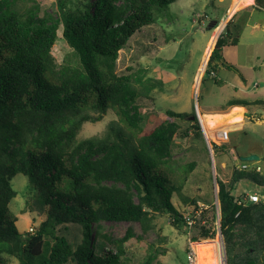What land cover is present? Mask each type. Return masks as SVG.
<instances>
[{"label": "trees", "instance_id": "trees-1", "mask_svg": "<svg viewBox=\"0 0 264 264\" xmlns=\"http://www.w3.org/2000/svg\"><path fill=\"white\" fill-rule=\"evenodd\" d=\"M175 1L94 0L88 12L59 0L55 17H39L37 4L22 13L14 0H0V257L19 264H129L125 243L132 232L113 239L93 232V225L137 223L146 233L155 216L165 214L173 227L189 232L201 261V240L215 237L211 209L188 229L171 201L181 186L169 166L176 138H202L198 118L194 111L167 110L145 131L140 101L152 100L161 83L143 68L115 70L128 41ZM254 8L264 12V0H254ZM230 23L216 37L202 82L218 67L239 73L222 62V49L237 43ZM59 30L72 51L61 64L52 55ZM236 104L245 106L236 100L227 106ZM108 110L130 136L111 126L102 137L76 139L84 123L101 121ZM16 174L27 178L43 216L33 232L20 233L9 208ZM216 180L226 264H264V202L243 203L232 195L242 180L264 188V176L234 170L228 182ZM99 239L110 248L97 251Z\"/></svg>", "mask_w": 264, "mask_h": 264}, {"label": "rangeland", "instance_id": "rangeland-1", "mask_svg": "<svg viewBox=\"0 0 264 264\" xmlns=\"http://www.w3.org/2000/svg\"><path fill=\"white\" fill-rule=\"evenodd\" d=\"M14 1L15 8H19L22 13L37 4L39 17L57 15L59 0ZM92 1L63 0L67 9L82 6V9L88 12L91 11ZM245 1L176 0L167 8L155 11L156 22L143 28L128 41L126 47L119 52L115 66L118 74L123 73L127 67H132L133 70L143 68L146 70V77L161 83V89L156 88L150 93L152 100L140 101L143 113L142 127L145 131L162 122L164 118L161 113L167 110L188 114L194 111L198 118L202 138H176L169 158V166L174 172L173 183L181 186L179 192L173 194L171 198L176 209L182 215L187 214L194 205H203L211 209L208 221L215 237L201 240L198 247L201 261L198 260V264H219L220 261L222 264L225 261L226 264L224 242L222 238V247L219 229L216 179L228 182L233 171L239 170L238 167L244 164L247 168L242 171L256 172L255 167L259 166L260 171L257 173L264 176V32L259 27L241 29L246 14L240 16L238 20L233 19L234 21L230 23L232 37H237V43L228 44L222 49V59L233 65L239 73L220 67L214 80L208 77L202 82L203 66L205 68L207 66L214 46L212 43L222 30V22L235 13L239 2L246 3ZM238 9L242 11L241 8ZM52 55L57 64H61L67 56L72 59V51L61 37L60 30L52 48ZM204 56L206 63L201 65ZM197 73L198 82L195 85L194 76ZM240 81L243 87L238 85ZM202 87L206 89L203 96ZM240 87L244 90L241 91ZM228 99L243 100L251 104L244 108L242 126L230 131L226 143H220L216 134L226 126L209 132L202 115L207 112L206 108L225 106ZM153 112L158 115H152ZM111 126L121 130L124 136H130L118 122L115 114L108 110L101 121L84 123L76 139L102 137ZM180 126L184 130L188 126V121L181 122ZM208 132L213 135L211 139ZM249 155L258 156L259 160L239 161L240 157ZM190 165H193L192 169L185 173ZM10 184L17 193L9 204L11 213L17 218L16 228L20 233L33 232L43 218L34 206L35 191L22 174L14 175ZM254 194L259 196V202H264V188L248 180L239 181L232 190V195L241 199ZM191 201H195V204ZM246 203L249 204L248 201ZM129 230L133 234L125 243L130 258L129 264H189L190 253L194 254L196 264L194 242L189 241V232L173 227L165 214L156 215L153 229L146 233L142 232L137 223L102 222L93 225V232H100L113 239L122 238ZM95 246L97 251L110 248L101 239L96 241ZM0 264L19 262L15 258L3 255L0 257Z\"/></svg>", "mask_w": 264, "mask_h": 264}, {"label": "crops", "instance_id": "crops-1", "mask_svg": "<svg viewBox=\"0 0 264 264\" xmlns=\"http://www.w3.org/2000/svg\"><path fill=\"white\" fill-rule=\"evenodd\" d=\"M246 3H242V2H239L235 8V13H233V19L234 20H238L240 18V16H244V14H246V20L244 22V24L242 25V28L241 29H247V28H258L262 30V32H264V12L263 11H260V10H257L254 8V0H246L245 1ZM238 8H241L242 11H239ZM245 12V13H244ZM259 13L261 14V16H259ZM233 20V21H234ZM235 26V24L233 25ZM240 29V30H241ZM238 40V39H237ZM215 42V41H214ZM213 42V44H214ZM212 44V45H213ZM212 45L211 47L209 48V51L211 50L212 48ZM190 50V48H188V51ZM226 62V61H225ZM201 65L202 63L204 64L205 63V56L203 57V59L201 60ZM227 63V62H226ZM200 67H198L199 69ZM219 68L217 69V74H216V77L218 75V72H219ZM197 69V70H198ZM197 72V71H196ZM199 72V71H198ZM198 76V73L197 75L195 74L194 78H195V85L197 84L198 81H196V78ZM200 77V76H199ZM244 81L243 78H241ZM199 80V79H198ZM239 86L243 87L242 85V82L240 81L238 83ZM240 87V88H241ZM244 89L241 88V91H243ZM201 96L204 95V93H206V89L204 87H202L201 89ZM229 101H232V99H228L227 100V103ZM236 101H241L242 103H245V106L243 104H236V105H232V106H227V104L225 106H222V107H212V108H206V113L202 115V117H205V116H210V115H214V114H227L225 111H231V109L233 108H242L243 109V112H244V108L246 109V107H248V105H250L251 103H247V102H244L243 100H236ZM225 112V113H224ZM186 113V112H185ZM229 113V112H228ZM229 126V127H227ZM241 126H242V123H241ZM226 128H228L230 131L231 130H235L233 128L232 125H226ZM219 262V261H218ZM219 264H222V262L220 261Z\"/></svg>", "mask_w": 264, "mask_h": 264}, {"label": "built area", "instance_id": "built-area-1", "mask_svg": "<svg viewBox=\"0 0 264 264\" xmlns=\"http://www.w3.org/2000/svg\"><path fill=\"white\" fill-rule=\"evenodd\" d=\"M232 16L233 15H231L230 17H228L227 18L228 20L226 19V20H224L222 22V27H221L222 30H223L224 26L227 24V22H230V21L233 20V17ZM205 70H206V68L203 67L204 74H205ZM210 77H216V74L213 73V72H211L210 73ZM254 87H256V85H254ZM229 133H230V130L229 129H220L217 132V134H216L217 140L220 143H226L229 140ZM246 168H247V165H245V164L244 165H241L240 167H238L239 170H244ZM255 171L256 172H259L260 171V167L259 166L255 167ZM246 201H248L249 203L258 202L259 201V196L256 195V194H254V195H251V196H246L244 199L241 200V202H243V203H246ZM197 206H198L197 209H195L193 207L187 214L183 215V219H184V221H185L188 229H190L194 225V223H195V221H194L195 217L198 216V214L203 209H207L203 205H197ZM188 261H189V264H195V257H194V254L193 253H190L189 254Z\"/></svg>", "mask_w": 264, "mask_h": 264}, {"label": "bare ground", "instance_id": "bare-ground-1", "mask_svg": "<svg viewBox=\"0 0 264 264\" xmlns=\"http://www.w3.org/2000/svg\"><path fill=\"white\" fill-rule=\"evenodd\" d=\"M204 67V66H203ZM203 72V70H202ZM204 116V115H203ZM204 124L209 132L215 128H219L226 125H232L234 129H239L241 127L242 118H243V109L242 108H233L227 114H214L210 116L202 117ZM228 129V128H225ZM209 138L211 139L213 135L211 133ZM193 250L196 254V264H198L197 252L193 246Z\"/></svg>", "mask_w": 264, "mask_h": 264}, {"label": "water", "instance_id": "water-1", "mask_svg": "<svg viewBox=\"0 0 264 264\" xmlns=\"http://www.w3.org/2000/svg\"><path fill=\"white\" fill-rule=\"evenodd\" d=\"M222 62H224V59H222ZM258 160H259V157L255 155H249V156L239 158V161L241 162H255Z\"/></svg>", "mask_w": 264, "mask_h": 264}]
</instances>
